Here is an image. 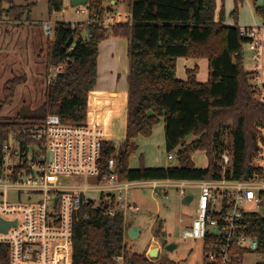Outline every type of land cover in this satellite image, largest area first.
I'll return each instance as SVG.
<instances>
[{
	"label": "trees",
	"instance_id": "obj_1",
	"mask_svg": "<svg viewBox=\"0 0 264 264\" xmlns=\"http://www.w3.org/2000/svg\"><path fill=\"white\" fill-rule=\"evenodd\" d=\"M240 3L235 0L231 17L237 18ZM63 7V0H49L50 15L62 12ZM86 7V25L56 23L54 38L48 43V66L64 69L47 86L37 122L0 120V155L11 135L28 144V134L48 115L75 126L103 122L98 111L107 100L94 92L99 46L111 37L125 38L130 59L125 140L119 145L113 139L104 141L101 171L108 172L109 160L114 158L115 170L126 182L264 178V164L256 162L264 160V104L251 91L244 58L238 56L243 42L239 27L226 25L224 6L218 12L217 0H130L128 21L108 29L103 23L112 8L104 0H88ZM180 58L207 60L208 81L198 82V67L186 71V80L179 79ZM19 84L17 78L7 82L6 97L15 94ZM116 104L123 107L124 97ZM162 119L166 152L174 153L178 164L131 169L129 160L138 150L135 140L151 137ZM190 136L195 139L186 145ZM197 151L206 152L207 167H196L192 156ZM225 153L230 164L224 168ZM247 219L249 233L264 253V218L250 214ZM130 227L122 215L109 217L101 208L82 205L74 224L73 264H118V257H123V264H154L130 247V239H125ZM1 263L8 264L7 249Z\"/></svg>",
	"mask_w": 264,
	"mask_h": 264
},
{
	"label": "built area",
	"instance_id": "obj_2",
	"mask_svg": "<svg viewBox=\"0 0 264 264\" xmlns=\"http://www.w3.org/2000/svg\"><path fill=\"white\" fill-rule=\"evenodd\" d=\"M74 9L77 14L89 15L86 6ZM259 16L258 24L239 27L243 42L238 56L251 67L247 70L251 91L264 104V6ZM128 19L126 16L124 22ZM118 23L119 15L114 12L107 15L103 26L108 29ZM44 31L52 32L50 23L44 24ZM28 139L30 142L23 144L11 135L1 148L0 218L17 224L6 232L0 230V264L6 249L8 264H73L74 224L82 205L101 208L109 217L122 215L128 226V216L141 211L131 200L133 189L149 188L156 194L165 188L167 195L169 186L179 188L182 204L189 196L187 189L199 190L193 219L180 236L204 242L203 264H243L246 254L259 251L247 218L256 214L248 206H264V178L260 175L249 181L225 176L212 181H121L114 158L109 160V171H101L102 146L107 139L101 125L88 122L75 126L57 115H48ZM222 158L225 168L230 156L225 153ZM168 160L174 161L173 153L168 154ZM11 192L16 194L15 202L9 199ZM194 201L193 196L189 205H183L190 207ZM152 240L145 257L156 263L162 247L154 237ZM155 247L157 258L148 254ZM117 261L123 264V257Z\"/></svg>",
	"mask_w": 264,
	"mask_h": 264
},
{
	"label": "rangeland",
	"instance_id": "obj_3",
	"mask_svg": "<svg viewBox=\"0 0 264 264\" xmlns=\"http://www.w3.org/2000/svg\"><path fill=\"white\" fill-rule=\"evenodd\" d=\"M0 28L26 26L29 33L39 30L42 35L41 44L35 46V60L33 78L24 88L23 94H13L10 98L3 92V85L0 82V120H16L32 124L37 122L42 114V106L45 103V91L58 72H62L64 67L48 66V43L54 38L55 25L58 22L73 24L74 26L86 25L89 22V16L77 14L71 6V1L63 0L64 7L62 12L49 14V0H0ZM218 12L221 7H225L226 23L229 26H252L260 22V7L264 6V0H241L238 8L237 18L231 17L235 10V0H217ZM130 0H104L106 7L112 8L111 13L119 15V21L122 24L126 16L129 15ZM50 23L52 32L47 34L44 31V24ZM117 25V24H116ZM114 26V25H113ZM26 29V30H27ZM83 29V28H82ZM86 34V33H85ZM36 37V36H35ZM36 39V38H35ZM45 63V66H41ZM201 71L198 74V80L202 83L208 81V64L206 61L200 64ZM251 67L245 65L246 70ZM5 86V85H4ZM106 99V103L98 111L99 117L103 116V122L109 134L113 133L110 129L111 120L116 113V100ZM112 100V101H111ZM161 122V121H160ZM160 122L157 124L160 125ZM110 123V125H109ZM139 149L129 160L130 168H140L142 165L160 167L177 165L175 154L174 161L168 160V153L165 147L164 128L159 131L158 128L154 134L149 137H138ZM195 137H188L185 141L189 145ZM227 142L231 143V137L227 136ZM264 157V153H263ZM193 160L197 168H205L208 165V157L205 151H197L193 154ZM257 163L264 164V160L257 158ZM225 166V165H224ZM159 188L154 194L149 188H136L132 190L131 200L136 202L141 211L128 216V224L141 225L142 234L129 245L138 254L145 255L152 245L153 237L162 247V252L158 261L154 264H203L204 262V242L197 239H182L180 234L183 229L188 228L192 221V214L195 211L199 190L187 189V194L194 196L195 201L189 206L182 204L179 195V188L169 186ZM89 199L95 196H89ZM9 199L15 202L16 194L10 193ZM248 209L264 218V206L259 208L256 205L248 206ZM181 220L183 222H181ZM155 224L153 225V223ZM153 225V226H152ZM175 243L177 245L172 251L165 250L167 244ZM151 250L148 252L150 254ZM155 257V255H154ZM243 264H264V253L251 252L245 255Z\"/></svg>",
	"mask_w": 264,
	"mask_h": 264
},
{
	"label": "crops",
	"instance_id": "obj_4",
	"mask_svg": "<svg viewBox=\"0 0 264 264\" xmlns=\"http://www.w3.org/2000/svg\"><path fill=\"white\" fill-rule=\"evenodd\" d=\"M109 2L113 3L114 0H109ZM226 25L228 24L226 23ZM26 29V26H22L20 28H0V82L3 85V92L4 85L14 78H17L20 79V84L15 88L14 92L15 94H23L24 88L30 83L34 76V67L36 66L35 46L37 43H39V45L41 44L42 35L39 30H32V34H30L29 30ZM203 61H206L208 64V61L205 59H178V78L186 80V71L194 69L195 67H198L200 72V64ZM41 66H45V63ZM129 72V41L125 38L111 37L102 42L99 46L98 79L94 92L105 95V98L109 97V99H113L112 97H114L116 101L118 98L124 97L125 104L123 107L115 108L116 113L113 115L111 120L112 126L110 129L113 133L109 134L110 131L108 132V130L103 127L100 122L98 124L105 130L107 139H113L117 144H122L125 140ZM198 82L200 81L198 80ZM100 119H104L103 116L100 117ZM157 128L159 131H162L164 128L165 135V122L163 119L161 120L160 125L155 126L153 134ZM138 139L139 138L135 140L137 145ZM147 167L166 168L168 166L155 167L147 165Z\"/></svg>",
	"mask_w": 264,
	"mask_h": 264
},
{
	"label": "water",
	"instance_id": "obj_5",
	"mask_svg": "<svg viewBox=\"0 0 264 264\" xmlns=\"http://www.w3.org/2000/svg\"><path fill=\"white\" fill-rule=\"evenodd\" d=\"M88 0H71V6L73 8L79 7V6H87ZM119 145V144H118ZM193 199V196L189 195L183 200V204L189 205L191 200ZM17 222H5L0 218V230L3 232H6L8 228L12 225H16ZM142 234V226L141 225H133L128 230V238L130 241L134 242L136 241ZM177 245L175 243H171L165 246V250L172 251L174 248H176ZM152 252H150V256L153 258L158 257V252L156 253L155 257L151 255Z\"/></svg>",
	"mask_w": 264,
	"mask_h": 264
},
{
	"label": "bare ground",
	"instance_id": "obj_6",
	"mask_svg": "<svg viewBox=\"0 0 264 264\" xmlns=\"http://www.w3.org/2000/svg\"><path fill=\"white\" fill-rule=\"evenodd\" d=\"M151 255L152 256H154V255H156V253L158 252V248L157 247H155V248H153L152 250H151Z\"/></svg>",
	"mask_w": 264,
	"mask_h": 264
}]
</instances>
